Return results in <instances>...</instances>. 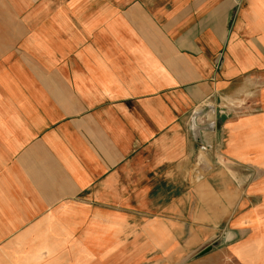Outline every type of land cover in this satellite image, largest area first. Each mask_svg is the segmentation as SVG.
Instances as JSON below:
<instances>
[{
  "label": "crops",
  "instance_id": "1",
  "mask_svg": "<svg viewBox=\"0 0 264 264\" xmlns=\"http://www.w3.org/2000/svg\"><path fill=\"white\" fill-rule=\"evenodd\" d=\"M9 2L0 264H264V0Z\"/></svg>",
  "mask_w": 264,
  "mask_h": 264
},
{
  "label": "rangeland",
  "instance_id": "2",
  "mask_svg": "<svg viewBox=\"0 0 264 264\" xmlns=\"http://www.w3.org/2000/svg\"><path fill=\"white\" fill-rule=\"evenodd\" d=\"M9 1L10 0H0V3L10 4ZM230 106V104L229 106L226 104L224 110L227 109L226 107L230 108ZM232 107H236V104H232ZM231 115L233 116V114ZM0 241L2 242L1 238ZM3 241L8 242L9 240L6 237ZM220 247L221 245H218L214 248V250H217ZM126 256L132 257L133 264H137L141 260H146L147 263L145 264H239L236 257V252L233 253L229 252L228 250L223 252H208L206 249H204L196 253L182 254V260H179L178 258L175 259L170 253H129Z\"/></svg>",
  "mask_w": 264,
  "mask_h": 264
}]
</instances>
